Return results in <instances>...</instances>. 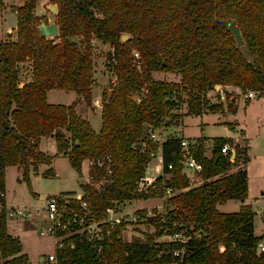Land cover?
Listing matches in <instances>:
<instances>
[{
  "label": "trees",
  "instance_id": "trees-1",
  "mask_svg": "<svg viewBox=\"0 0 264 264\" xmlns=\"http://www.w3.org/2000/svg\"><path fill=\"white\" fill-rule=\"evenodd\" d=\"M50 1L57 11L56 37L39 35L32 26L35 0H23L15 9V39L0 42V264H29L18 239L7 232L4 170L18 167L20 180L30 191L28 172L51 164V158L38 151L42 137L54 138L56 153L67 156L78 176L81 162L89 161L94 179L80 184L81 199L96 221L106 218V210L115 204L162 198L169 188L179 191L169 197L166 217L143 216L153 227L152 233L124 241L125 224L118 222L112 228L103 224L104 237L99 241H88L83 232L72 234L61 240L63 249L55 250L57 264H171L178 259L173 251L181 246L157 239L177 230L191 235L182 264H232L236 260L264 264V254H255L263 235L253 236L254 213L244 203L248 187L243 166L248 158L240 156L237 146L231 164L218 150L225 139H214L210 156H205L204 138L190 140L188 150L201 165L203 182L181 192L187 188L178 165L181 138L167 137L159 151L161 169L170 179L162 187L157 180L147 191L135 188L150 151L158 149L147 140L149 131L165 122V108L172 104L173 93L188 91L192 114L203 108L222 111L221 103L205 102L209 90L238 87L242 93L249 90L264 97V0ZM231 21L240 28L250 61L226 30ZM123 34L130 38L120 41ZM70 37H76L77 43L69 42ZM93 39L110 46L104 55L114 79L101 98V126L95 132L87 119L76 114L77 99L70 105L46 101L47 92L60 89L72 91L91 105ZM132 47L139 53L140 69L131 63ZM22 63L30 67V80L20 84L18 66ZM165 72L178 75L180 85L152 77ZM224 95L226 111L234 114L232 96ZM144 126L148 131L142 134ZM168 164L170 169H166ZM231 166L235 171H228ZM43 173L54 175L51 167ZM103 174L102 182L98 175ZM73 195L61 196L78 209ZM227 200L241 203L239 210L219 213L216 206Z\"/></svg>",
  "mask_w": 264,
  "mask_h": 264
},
{
  "label": "rangeland",
  "instance_id": "rangeland-1",
  "mask_svg": "<svg viewBox=\"0 0 264 264\" xmlns=\"http://www.w3.org/2000/svg\"><path fill=\"white\" fill-rule=\"evenodd\" d=\"M23 4V0H0V42L13 41L16 36V12L15 9ZM53 5L50 0H35V5L32 13V26L37 28L40 22L45 24H55L56 15L51 13L47 6ZM15 26V27H14ZM53 39L52 37H45ZM91 46V64H92V87H91V105L88 107L84 101L78 99L76 105V114L89 121L92 130L95 132L101 126L100 109L104 92L109 89L110 83L114 80L112 71L106 61L104 55L105 46L96 40L90 41ZM130 50L131 63L140 69V63L132 57ZM20 78H24L26 74H30V67L26 63L18 66ZM152 77L156 81L170 82L180 85L178 75L172 73H153ZM21 80V79H20ZM112 80V81H111ZM225 87L226 95L232 96L234 99L245 96L249 92L247 90L242 93L239 88ZM179 89V88H178ZM233 89V90H232ZM188 91L178 90L170 97L171 105L166 106V120L160 126H152L151 131L155 134L156 141H151L152 146L159 149V145L167 137L177 136L179 138L193 139L200 137L209 138V143H205V155H210V146H213V141L216 138L226 135L225 130L230 126L232 121L244 120L246 125L248 140H239L236 144L240 149V156H246L248 162L244 164L247 173V200L244 202L251 206V210L255 213L253 216V232L255 235L262 237L264 244V104H260V118L254 122L249 115H244L242 112L241 102H238L236 114H231L226 111L227 99L223 92L209 90L205 93V102L207 104L221 103L222 111L213 113L202 109L199 114H192L188 111ZM251 92V91H250ZM222 94L223 101L218 96ZM256 97V95H255ZM77 95L72 91L66 90H51L46 96V101L50 104L70 105L77 101ZM247 98V97H246ZM97 102V103H96ZM232 127V126H230ZM230 129V128H229ZM211 144V145H210ZM157 149V151H158ZM39 150L51 158L50 166L40 165L37 171H29V186L28 191L26 184L20 178L21 173L16 166H7L4 170V192H5V210H6V227L7 232L13 237H16L21 245V253L24 254L29 264H51L45 262V257L48 254H55L56 244L53 235H39V232L44 230L48 221L44 216V205L46 200L51 197L66 195V193H75V198L79 193H82L80 184L92 183L93 177L90 176V167L86 176L85 165L82 166V174L78 176L77 172L69 165L67 156L56 153L55 141L52 138H44L40 143ZM235 165V164H234ZM51 167L54 172L53 176H45L44 171ZM143 176L151 180L154 185L159 180L160 187L163 182L170 179V175H166L161 169L158 157L150 158L144 168ZM233 170V167L228 170ZM97 172H94L95 176ZM100 180L104 179L103 175H98ZM99 180V179H97ZM96 180V181H97ZM179 194V191L173 190L169 194L164 193L162 198L137 199L129 202L115 204L113 208L112 218H118L119 222H123L125 227L121 233V238L124 241H129L131 237H143L144 234H150L153 227L147 223L143 217L160 216L161 219L167 216L169 209L168 199L171 196ZM43 197L44 199H39ZM241 203L235 200H229L225 205L219 206V212L233 213L237 212ZM28 208L31 212L30 217L22 218L15 214L17 209L22 210ZM118 223V222H117ZM93 227V226H92ZM69 235L64 236L67 238ZM167 236L159 237L158 241H164ZM64 242V241H63Z\"/></svg>",
  "mask_w": 264,
  "mask_h": 264
},
{
  "label": "built area",
  "instance_id": "built-area-1",
  "mask_svg": "<svg viewBox=\"0 0 264 264\" xmlns=\"http://www.w3.org/2000/svg\"><path fill=\"white\" fill-rule=\"evenodd\" d=\"M132 57L138 62L140 56L136 50L131 51ZM246 97L248 99H252L255 97L253 92H247ZM97 103V102H96ZM149 141H156L155 134L152 131H149V136L147 137ZM193 142L187 139L181 138L180 140V158L178 160V165L180 169V173L187 180V188L183 189L181 192L187 191V189L199 187L202 184L201 172L202 168L199 162L192 156L191 152L188 150V146ZM236 144H228L222 143L219 147V153L223 156L228 157L229 163H234L235 155H236ZM159 160L161 166V151L149 153V158H157ZM146 168V166L144 167ZM171 164H168L166 169H170ZM169 175V174H168ZM153 185L151 184V180L146 177H140L135 185V188L138 192L147 191ZM174 189L169 188L165 190L166 194L173 192ZM82 193L79 194L78 197H74L75 200L78 201V209L73 208L68 205V197L66 196H54L50 199L46 200L44 205V216L49 222L48 225L44 228V230L39 232V235L51 234L55 239L56 250L63 249L65 244L61 243V240L66 235L72 234H80L85 233V236L88 241H99L104 237L102 226L103 224H108L110 228H112L117 222H119L118 218H112L113 209L106 210V218L102 220L96 221L94 219L93 213L90 211L87 202L85 199H81ZM15 214L18 216L25 218L31 216V212L29 210H20L17 209ZM93 226V227H92ZM192 236L196 237L195 234ZM191 235L186 230H177L167 236V239L164 241L167 242H175L179 244L181 247L179 249H175L173 251V256L178 258L176 261L171 264H182L184 258V247L188 245L190 241ZM231 246H234V243H231ZM73 247V244L70 245ZM224 251V247L221 243L218 244V252L222 253ZM255 254L258 256L260 254H264V244L262 239L256 244ZM45 262L51 264H57L55 254H49L45 257ZM229 264V263H224ZM232 264H246L242 260H236Z\"/></svg>",
  "mask_w": 264,
  "mask_h": 264
},
{
  "label": "crops",
  "instance_id": "crops-1",
  "mask_svg": "<svg viewBox=\"0 0 264 264\" xmlns=\"http://www.w3.org/2000/svg\"><path fill=\"white\" fill-rule=\"evenodd\" d=\"M16 25V24H15ZM15 27V26H14ZM25 77L24 78H20V76H19V81H20V84H22V83H24V82H27V81H29L30 80V74H26V75H24ZM21 79V80H20ZM235 89V88H234ZM233 90V89H232ZM221 92H223V94H224V92L225 91H220V93ZM47 94H48V92H47ZM47 94H46V96H47ZM220 98H221V100L223 101V96H222V94H219L218 95ZM231 99H233V102H234V104H235V106H236V111H237V107H238V102H241V106H242V112H243V114L244 115H249V117L252 119V120H254V122H256V121H258V119L260 118V115L262 114V113H260V107H261V105L260 104H264V97H260V96H256V97H254V98H252V99H248V98H246L245 96H242V97H238V99L236 100V99H234L233 97L231 98ZM78 104V103H77ZM236 111H235V113L234 114H236ZM100 112V111H99ZM226 124H231L230 126H232V127H230V126H227V129L225 130V132L227 133L226 135H224V136H221L219 139H221V138H223V139H225V143H228V144H238V142H239V140H241V141H245V140H248L249 139V137H248V135H247V131H246V125L244 124V120H240V121H238L237 122V120H235V121H232V122H230V123H226ZM230 128V129H229ZM99 130V129H98ZM97 130V131H98ZM44 138H47V137H42L41 139H40V142H39V144H38V151L39 152H41L40 150H39V146H40V143L42 142V140L44 139ZM49 138H52V139H54L53 137H49ZM200 138H204V140H205V143H209V138H207V137H200ZM184 139V138H183ZM186 139V138H185ZM195 139H197V138H193V139H187V140H195ZM217 139V138H216ZM214 141V140H213ZM213 141H211L210 143H212ZM211 145V144H210ZM205 146V145H204ZM211 148H209V150H210V154H211V152H212V146H210ZM207 148H206V146H205V150H206ZM207 151V150H206ZM41 153H43L44 154V152H41ZM45 155V154H44ZM206 156V155H205ZM210 156V155H209ZM85 165V169H86V176L88 175V169H89V161L88 160H83L82 162H81V166H80V175L82 174V172H81V169H82V166H84ZM235 169H236V167H233V170L232 171H230V172H233V171H235ZM246 175H247V173H246ZM246 185H247V182H246ZM247 187H248V185H247ZM247 192H248V189H247ZM80 194V193H79ZM79 194L77 195V197L79 196ZM247 198V197H246ZM4 199H5V194H4ZM39 199H44L43 197H40ZM247 199H245V201H246ZM227 201H229V200H227ZM227 201H225L224 203H223V205H225L226 204V202ZM244 201V202H245ZM6 205V204H5ZM223 205H217L216 206V209H217V211L219 210V206H223ZM240 207V206H239ZM24 210H26V208H23ZM28 209V208H27ZM239 210V209H238ZM219 212V211H218ZM220 213V212H219ZM223 213H226V212H223ZM254 213V212H253ZM254 215H255V213H254ZM253 215V216H254ZM253 236H256V237H258L257 235H255L254 234V232H253ZM49 255V254H48Z\"/></svg>",
  "mask_w": 264,
  "mask_h": 264
},
{
  "label": "water",
  "instance_id": "water-1",
  "mask_svg": "<svg viewBox=\"0 0 264 264\" xmlns=\"http://www.w3.org/2000/svg\"><path fill=\"white\" fill-rule=\"evenodd\" d=\"M47 9L53 13L54 15H56L57 11H56V7L54 5H49L47 6ZM38 33L40 36L42 37H56L58 34V29L57 26H55V24L51 23V24H45L44 22H40L38 27H37ZM226 30L231 33L233 41L235 42V45L238 46L240 52L242 53V55L244 56L245 59H247L248 61H250L251 59H249V54L245 45V41H243L242 39V34L240 31V28L238 26V24H236V22L231 21L228 23ZM130 38V36L128 35H121L120 36V41L124 42L126 40H128ZM69 42H73V43H77V38L76 37H70L68 38ZM110 50V46L106 45L105 46V53L108 52ZM218 88V87H216ZM111 94V90L108 91L107 94V99L109 98ZM77 100L80 99L79 96H77L76 98ZM148 131V126H144L143 127V132L142 134H145ZM139 147V145H138Z\"/></svg>",
  "mask_w": 264,
  "mask_h": 264
}]
</instances>
